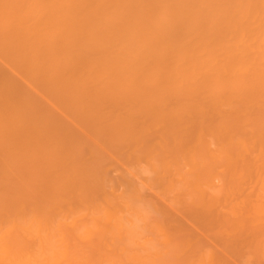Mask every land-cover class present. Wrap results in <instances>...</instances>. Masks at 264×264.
<instances>
[{
	"label": "bare ground",
	"instance_id": "bare-ground-1",
	"mask_svg": "<svg viewBox=\"0 0 264 264\" xmlns=\"http://www.w3.org/2000/svg\"><path fill=\"white\" fill-rule=\"evenodd\" d=\"M160 135L161 206L112 161ZM261 168L264 0H0V264H264Z\"/></svg>",
	"mask_w": 264,
	"mask_h": 264
},
{
	"label": "rangeland",
	"instance_id": "rangeland-1",
	"mask_svg": "<svg viewBox=\"0 0 264 264\" xmlns=\"http://www.w3.org/2000/svg\"><path fill=\"white\" fill-rule=\"evenodd\" d=\"M160 137H162V139L164 140L163 136L160 135ZM146 137H143L141 142L139 143V145L137 147H130L124 150H117L116 153L114 154L112 161L115 164V166H117L118 164L123 167V168H130V169H152V171L154 172V174L157 176V181L155 183H153L152 181H149L147 179H138L140 183H143V185L145 186V200H152L153 202H156L159 205V201L160 202H164L167 203L168 199H169V193L167 192L166 188L167 185L166 184H162L161 180L163 177H165L164 175V171L166 170H170V171H175L177 173H179L183 168H190L192 171L196 170V158L198 156V152L196 150V148H198L201 145H198L196 148H194V146L192 145H188L186 147V149L183 148V154L184 157H181V155L179 153H172V154H167L166 156H163V153L165 152V146H166V141L164 140L163 142H161L158 146H156L153 150V153L150 156H145L144 154H142L144 151H146ZM244 151L247 153V146L243 147ZM176 154H178L179 156L176 157ZM212 159L216 162L219 161V156H217L215 153L214 154H209ZM161 159V164H162V169L160 171H157L156 169V164L159 162V160ZM128 163V165L126 166V164ZM186 164V165H185ZM258 175V187L262 188V191L264 192V169L261 168L259 171ZM164 180V178H163ZM209 186V185H208ZM207 185H200L198 187V189L200 191H209V187ZM176 187V184H175ZM222 187V184H220V182H218V180H215V182L212 185V188H215L213 190L216 189H220ZM185 193H187V191H185ZM174 195V193H173ZM175 195H177L178 197H180L179 192H175ZM254 199H256V197H254ZM169 203V202H168ZM161 206V205H159ZM182 213V209L181 212ZM184 214H179V216H183ZM256 215L258 218V222L260 224L264 225V201L262 199H258L257 203H256ZM150 218H152L150 216ZM227 220L229 222V224H232L233 222L231 221L229 215H227ZM248 225L244 226V228H248ZM252 225H249V227H251ZM228 225L225 224V227L223 228V230L221 231V234L219 235H215L218 238V241H223V240H231L234 237V231L233 230H229ZM199 233H202L204 235L209 234L208 232L204 231L201 228H189L187 231L180 233L177 235V238H174V242L178 243L183 242V241H189L191 243V245L197 246V244L195 243L197 240V237L199 236ZM210 241H214L212 237L209 238ZM176 243H172L170 246L171 248H173L175 246ZM195 244V245H194ZM175 249V248H173ZM176 250V249H175ZM179 254V253H178ZM173 256H177V255H172V257L168 258V263L166 264H176L179 262L178 259L174 258ZM186 258V257H185ZM238 258V257H236ZM236 258H232L228 261L227 264H246L247 262L241 258H239V260H237Z\"/></svg>",
	"mask_w": 264,
	"mask_h": 264
}]
</instances>
